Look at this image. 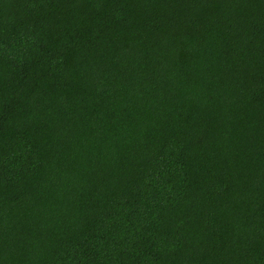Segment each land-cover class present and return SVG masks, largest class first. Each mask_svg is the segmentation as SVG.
Listing matches in <instances>:
<instances>
[{"label":"trees","instance_id":"1","mask_svg":"<svg viewBox=\"0 0 264 264\" xmlns=\"http://www.w3.org/2000/svg\"><path fill=\"white\" fill-rule=\"evenodd\" d=\"M0 264H264V0H0Z\"/></svg>","mask_w":264,"mask_h":264}]
</instances>
